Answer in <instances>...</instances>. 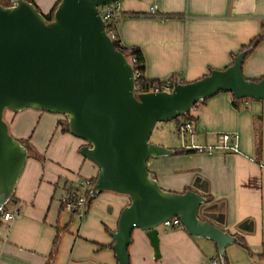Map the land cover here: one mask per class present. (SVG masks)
I'll return each mask as SVG.
<instances>
[{
    "label": "crops",
    "instance_id": "0c3cea01",
    "mask_svg": "<svg viewBox=\"0 0 264 264\" xmlns=\"http://www.w3.org/2000/svg\"><path fill=\"white\" fill-rule=\"evenodd\" d=\"M57 1L35 3L47 15ZM120 4L119 41L126 48L142 50L148 81L195 82L213 70L229 68L254 38L264 37V0H123ZM152 6L157 7L155 14L150 12ZM243 73L250 80L264 77V41L245 60ZM233 99L221 92L191 112L194 145L181 148L203 151L181 155L176 153L181 148L171 147L173 156L149 160L148 168L164 190H193L207 198L200 218L239 239L226 250L229 264H264V103L247 100L236 107ZM63 117L34 109L4 113L11 135L29 141L44 160L29 152L15 188L13 210L6 209L19 215L0 221V264H47L57 227L67 223L69 233L62 238L55 264H118L110 232L117 231L130 199L102 196L85 218L62 211L70 187L82 194L81 183L99 173L80 152L85 142L61 130L58 123ZM223 134H238V152L220 148ZM159 231V257L148 233L133 231L130 264H211L218 257L213 242L191 237L183 227L163 226Z\"/></svg>",
    "mask_w": 264,
    "mask_h": 264
},
{
    "label": "water",
    "instance_id": "95a60500",
    "mask_svg": "<svg viewBox=\"0 0 264 264\" xmlns=\"http://www.w3.org/2000/svg\"><path fill=\"white\" fill-rule=\"evenodd\" d=\"M119 1L61 0L52 21L27 0L0 5V218L14 201L29 158L27 144L11 135L4 113L44 111L65 116L70 134L85 142L81 154L99 168L91 198L113 192L130 199L117 231L110 234L118 264H130L136 229L148 233L159 257V228L174 218L191 237L213 242L225 264L227 248L239 239L200 218L206 197L161 187L148 162L175 151L150 143V138L158 123L186 116L221 92L237 101L264 103V78L244 76L251 52L246 49L225 70H213L192 83L175 82L170 93L136 96L135 69L115 49L100 12Z\"/></svg>",
    "mask_w": 264,
    "mask_h": 264
},
{
    "label": "trees",
    "instance_id": "16d2710c",
    "mask_svg": "<svg viewBox=\"0 0 264 264\" xmlns=\"http://www.w3.org/2000/svg\"><path fill=\"white\" fill-rule=\"evenodd\" d=\"M12 1L13 0H0V5H2L4 7H10L12 5ZM27 1L30 2L31 4H33L37 8V10L39 12H41V10L38 8L37 4L35 3V0H27ZM60 2H61V0L57 1L55 7L53 8V10L49 14L45 15V14H43L41 12L48 19V21H52L54 13L57 10L58 5L60 4ZM100 11H102V8H100ZM121 14L122 13L116 14L111 20H109L107 22V24H108L107 33L109 35H110V30L111 31H117V28H118V17ZM166 17H168V16H166ZM169 17H172V16H169ZM263 41H264V37L257 36L256 38H254L250 42V44L248 46H245L243 48V50L250 49L251 50L250 54H251ZM113 45H114L116 50L121 51L127 57V59L133 63L134 69L136 71L143 72V74H144L145 69H146V60H145L144 54H143L141 49H139V48H126L125 46L122 45L121 41H119V40H113ZM133 59H134V61H133ZM263 78L264 77H262L260 80H262ZM140 81L141 82H145V79L141 78ZM169 81L171 82V80H169ZM255 81H259V80H255ZM149 82H155V81H149ZM156 82H159V81H156ZM175 82H179V81H174V82H171V83L174 85ZM208 100H206V101H204V102H202V103H200L198 105L205 104ZM247 100H251V99H243L241 101H237V100L233 99V105L238 107L240 103H242L243 101H247ZM191 112H192V110L186 116H181V117H179L178 119L175 120L178 123V127H179V124H180L181 121L191 122V121L194 120V118L191 115ZM58 125L61 127V130L63 132L70 133L69 129H68V120L67 119L65 121H59ZM19 141L25 142L27 144L28 151L33 153L35 158L44 160V157H41L35 151V149L29 143V141H22V140H19ZM176 153L177 154H181V155H190V154L195 153V152L190 151L189 148H181L178 151H176ZM95 181H96V178L91 180V182L93 184H94ZM74 190H75V188L73 186H71L69 191H68V194H67V197L69 199H73L77 195H79V192L76 191L74 193ZM90 192H91V190L89 189L85 193V197L87 198V202H88L87 203L88 211H89V208L91 206V203L96 199V198H94V199L91 198ZM74 195H75V197H74ZM6 211L7 210H5V212ZM62 211H67V209H66L64 204H62ZM71 213H72V218L77 217V213L76 212H71ZM87 214H88V212H87ZM0 221H1V218H0ZM67 233H69V225H67L65 227H59V226L57 227V234H56L55 240L53 242V247H52L50 256L48 258L47 264H55V262L57 260V256H58L59 250H60V246H61V243H62V238ZM241 243H242L243 247L248 251L249 255L252 258H254L255 254L249 249L247 244L244 241L241 242ZM110 247H113V245H111ZM218 257H219V253H218ZM219 259H220V257H219ZM225 264H229V261H228L227 257L225 259Z\"/></svg>",
    "mask_w": 264,
    "mask_h": 264
},
{
    "label": "built area",
    "instance_id": "2783aa9c",
    "mask_svg": "<svg viewBox=\"0 0 264 264\" xmlns=\"http://www.w3.org/2000/svg\"><path fill=\"white\" fill-rule=\"evenodd\" d=\"M121 1L111 5V6H103L101 15L102 18L105 22V26H106V31L108 28V24L107 22L109 20H111L116 14H120L121 13ZM157 11V7L156 6H152L150 8V12L151 14H155ZM109 35V34H108ZM110 38L113 40H119L117 32L116 31H111L110 30ZM134 61V59H133ZM131 62V61H130ZM131 64L133 65V63L131 62ZM134 67V65H133ZM145 79V82H141L140 79ZM181 83V82H179ZM174 89V85L169 81V80H165V81H159V82H149L148 80H146L145 75L143 74V72H139L135 70V88H134V93L136 96L140 95V94H145V93H163V92H172ZM193 124L191 122H186V121H182L179 124V131L181 133V135L185 134L186 132H193ZM221 146L220 148L223 150H232L234 152H238L239 148H238V144L237 141L239 139L238 134H223L221 136ZM235 141V142H234ZM199 151H203V149H200ZM93 183L90 180H86L83 181L81 183V189L84 191L82 194H79L73 198V199H69L68 197L63 198L62 200V204L65 205L67 211L69 212H76L77 213V217L79 218H85L88 212V206H87V198L85 197V193L90 189H92L93 187ZM6 210V208H5ZM19 213L18 212H4V214L1 216V219L4 222H9L11 220H13L16 216H18ZM164 227L166 228H171L173 226H179L182 227L181 221L178 218H174L171 219L169 221H166L165 223H163ZM211 264H220L219 258L215 257L211 260Z\"/></svg>",
    "mask_w": 264,
    "mask_h": 264
},
{
    "label": "rangeland",
    "instance_id": "374dc122",
    "mask_svg": "<svg viewBox=\"0 0 264 264\" xmlns=\"http://www.w3.org/2000/svg\"><path fill=\"white\" fill-rule=\"evenodd\" d=\"M193 110H194V108L192 109V111ZM40 112H43V111H40ZM58 116H61V115H58ZM63 118H64L63 121H65L67 119L65 116ZM193 134H194L193 132H186L185 134L181 135V133L179 131L178 123L175 120L174 121H170V122H160V123H158L156 125V127H155V129H154V131L152 133V136L150 138V143L158 145V146H162V147H165V148H169V149L171 147L181 148V147H183L185 145H194V141L192 142V140H191V136L194 137ZM210 151H211V149H210ZM107 194L108 195L110 194V195H113V196L114 195L120 196V194H116V193H113V192H104V193L100 194L91 203V205H93L95 203V201H97L102 196H107ZM122 196H125V195H122ZM6 209L9 210V211H12L13 210V205L11 203L8 204L6 206ZM67 221H69V220H67ZM73 223H74V221H73ZM77 223L78 222L75 221L74 224H77ZM69 224H70V222H69ZM67 225H68V223H67ZM160 228H163V226H161ZM111 233L112 232H110V234Z\"/></svg>",
    "mask_w": 264,
    "mask_h": 264
}]
</instances>
